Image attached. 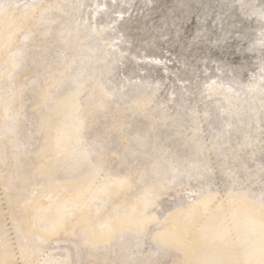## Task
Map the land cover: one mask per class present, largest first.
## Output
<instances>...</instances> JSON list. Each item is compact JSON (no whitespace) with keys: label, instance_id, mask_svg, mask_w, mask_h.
Returning a JSON list of instances; mask_svg holds the SVG:
<instances>
[{"label":"bare ground","instance_id":"6f19581e","mask_svg":"<svg viewBox=\"0 0 264 264\" xmlns=\"http://www.w3.org/2000/svg\"><path fill=\"white\" fill-rule=\"evenodd\" d=\"M4 1H3V5H4ZM54 1L55 0H43V2H44L43 5H45L46 8L48 6L50 7V5L53 7V5H56V2H54ZM0 2H1V0H0ZM8 2H10V1H8ZM85 2H86V0H85ZM9 4H7V5H9ZM5 6H6V4H5ZM14 7L15 6L13 4H11V6L9 5L8 7H5V8L3 7V9H5V10L8 9L6 15L11 14L10 9L12 10ZM39 7L37 10L43 11V10H41V7H40V9H39ZM45 7L43 6L42 9H44V10H50L51 9V7H50V9H45ZM53 9H55V8H53ZM24 10H25V12H24ZM30 11H31L30 6H28V7L22 6L17 10V12L15 14H11L10 16L7 15L8 18L5 16L3 18L2 17L0 18L1 19L0 20V33H2V34H3L2 29L6 28V26L8 24H10L11 21H13V24L19 23L18 26H20V27H21V25H24L23 21H25V20H27V21L33 20V22H34V24H32L30 27L27 26L29 28H27V27H26L27 29L25 28L26 34H22L21 37H20V35H17V37H16L14 34H12L13 38L15 37V39H13L12 36L9 39H12V42H14L13 46H15V44H16V46L14 48L12 47L13 49H10L9 51L7 49V46H6L5 47L6 48L5 53H3V50H5V49H2V47L4 45V40L2 39L3 35L0 36V51H1L0 52V54H1L0 60L5 58L3 63L0 62V264H115L112 261V259L110 258V255L112 254V252H111V254L108 252L104 255L99 253V250L92 247V245L90 244V242L88 240L83 239V238L78 239L77 238L78 237L77 231L80 228L84 227L87 229V234L89 233V235L93 236V238H109V236L112 234V232L116 231V228L119 229V228L123 227L124 225L135 226L137 229V230L135 229L137 234L151 232L152 233L151 235H153V233L156 234V232H159V233L164 232L162 234L168 236L169 239H170L169 236H174V237L178 238L179 239L178 242L181 241V243H179V244L176 243V244L177 245L181 244V246L180 247L176 246V245L170 246L169 249L172 247L170 252L168 249H166L170 254V255L168 254L167 256H170V257H167V259L164 262H166L167 260L168 261L166 263H163V264H264V215L261 216L262 219H260V221L255 220L258 218V216L257 217L255 216L252 218V220H250V221L246 220L247 222L244 221L242 223L239 222V221H241V219H239L237 217L239 212L243 213L244 211L249 210L248 208L251 206L254 210V207H256V205H257V207L260 206L261 213L264 214V195H261V193H264L263 192L264 190L262 191L260 189L261 193H257V191L255 189H253V187L251 186L252 184L247 185L246 182H244V184H242V185L244 186L246 183L247 186L230 187V188L227 187L228 189H226V190H224V189L219 190L220 186L218 189H216V187H215V189H213L210 185L206 186V187L204 186V188L200 187V189H197V190H194L196 188L193 187V188H189L187 190V191H190V194L189 195L187 194L186 197L185 196L183 198L181 197L182 199L177 198L178 200L175 202H173V201L169 202V201L163 199V197L169 196V198H170L171 197L170 191L172 189L174 190V188L176 190V187H178V185L183 186L186 189V183L188 180H185V179H186V177L190 178L189 177L190 175L186 176L185 179L183 178L186 181L185 182L183 180L185 182L184 183L182 180H180V174L184 171L179 173L180 169L178 171L177 167L175 166L176 164L175 165L169 164V166H167L166 165L167 163L166 164L164 163V161H167V160H162L160 158L161 156L159 158L154 156L158 160L161 159L163 161V162H159L157 160L158 161L157 162V161H155L156 158L153 159L152 158L153 156L150 155V156H152L151 158L153 159L154 162H152V164L148 166V167H150L148 169H139L138 168L139 165L137 167L133 166V165L128 166L127 165L128 159L126 158L127 155L125 156V153L123 152L122 148H121V150L119 149L120 146L119 147L116 146V147H118L117 149L111 147L112 150H109V148L102 146L103 148L106 149V150H104L103 148H100L99 145L97 146L98 143L95 144L91 135H90V137L92 138L93 142L91 139H90L91 141L89 140V136L87 134L85 135V132H87V131H89V132L94 131L95 132L97 130L96 126H94V125L98 124L99 118L97 117V115H98V113H100L98 111V109L100 110V107L105 108L107 106L108 108L110 107L112 109L111 114H114L112 117V118H114V120L112 119L113 121L110 123L107 122L109 125V128L107 131L108 132L112 131L118 135L119 140L122 142L121 146L125 148L124 151L127 149L132 151V145L134 146L135 144H133V143L136 141L140 142V144H146L147 142H149L148 141L149 139H152V138H149V137H151L150 136L151 134L149 135V133H148L149 131H146L147 128L145 131L144 130L142 131L143 128L140 130L139 129L137 130V128H133L134 130H137V131H135V133L132 132V134L128 133L129 131L127 132L126 130H127V126L129 125V122L127 119L125 120L124 114H126L127 111L129 112V110H131V109L134 111L141 109L142 113H144L146 116L149 115L150 118L154 119V116H152V110H150V107L152 106V102H154L153 101V98H154L153 95L152 94L149 95L147 93H143L140 91L137 94V96H132L130 94L132 97L129 99L127 98L128 101L126 102L124 100H127L125 98L128 95V93L125 96V94H122L121 91L120 92L115 91V89L111 85L110 86L112 88L108 87L107 85H106L107 86L106 87L105 82L107 80L104 78L105 74L102 75L103 73H100V71H98L101 67L97 66V65L103 66V64H102L103 62L100 64H96L95 62L94 63L90 62V60L95 61L96 58H100L103 61H106L107 57H109V56L103 55L104 53H102V52H104V49L102 51H100V50L97 51L100 53L99 55L93 54V51H92V53H89V51H86V55H88L87 59L83 58L82 53L79 54V49L78 50L76 49L75 51L72 50V52L74 51L73 54H71L72 53L71 51H68L66 58L65 57H63L62 59L59 58L60 61H58L56 59L58 61V63H62V65L56 64L57 67L60 66V68H58V70L60 69V70H62V72L60 71V73H58V75L56 73H52V74L50 73L51 80L56 79V81L54 80V82H55L54 86L50 85L51 87H49V86H47L48 83L46 84V86H43V84H44L43 83L44 81H42L43 79L40 82L39 79H34L35 76L33 77V80H27V81L24 80V82L29 84V87H31V89L33 88L32 91H34V94H35L33 99L35 100L37 98V100H36L37 103L35 104V101L32 102L31 97L29 96V102L30 103L32 102L31 103L32 109L30 110V108H28L29 114L27 113V118H26L27 122L25 121V124L27 123L26 125H28V127H25L26 125L24 126V123L22 122V120L24 121L25 119H22L21 115H19L18 113H16L14 111L15 110L14 107H16V105L18 107V104H20V103H18L17 101H16V104L11 102L12 96L15 95L14 93L12 94V91L14 88H15L14 90H16L17 89L16 87H21V86H16L17 81L15 78L19 79L18 82L23 81V78H21L22 74L23 73L29 74V72L31 71V68L28 66L26 67L25 66L26 64L23 66L21 63L20 64L17 63V61H19V60L22 61V58H24V57L28 58L29 53H31V52H28V51H31V49L30 50L27 49V52L24 51L26 45H24V50L21 49V46H23V43L25 41L24 38L27 37V34H29L30 31L39 33L38 36L40 34H42L40 36L44 37L43 33L46 32L47 27L45 25L40 26L37 23H38V21H40L39 20L40 18H42V21H44L43 19H47L48 15H49L48 13L40 15L39 13L36 12L37 14H33L32 16L31 15L29 16V14L31 13ZM51 15H53V13H51ZM27 17H29V19H27ZM56 17H58L57 14L55 15L54 19ZM102 18H104V17H102ZM57 20L59 21L60 19H57ZM51 24H53V27H51L52 30L49 29L50 27L48 29H49V31L52 32L51 33L52 37L53 38H55L56 36L60 37L59 34L57 35V31H55L56 28L59 27L58 23H56L55 25H54V23H51ZM47 25H49V24L47 23ZM8 29H10V28H8ZM14 30L18 31L16 29H14ZM38 30H39V32H37ZM41 31H43V32H41ZM20 33H22V32H20ZM20 33H18V34H20ZM61 33H63V32L61 31ZM67 33L69 34V32H67ZM29 36H31V35H29ZM81 37L85 38V35L81 36ZM29 39H31V38H29ZM37 40H35V41H37ZM50 40L52 41V39H50ZM28 43L29 42H27V45H28ZM86 43H87V41H86ZM40 44L38 46H36V48L32 46L33 47L32 49L34 50V51L32 50V52L35 53V51L38 52L40 49H42L43 45L40 46ZM34 45H37L36 42L34 43ZM49 47H51V45ZM100 49H102V48H100ZM42 51H44V50H42ZM39 54L35 53L30 57L34 56V59H36V60H34V59L33 60L36 61V63H38V61L41 59ZM114 54H115V52H114ZM61 56H59V57H61ZM110 57H112V56H110ZM24 60H25V58H24ZM25 62L26 63L28 62V64H30V66L33 64H36V63H33L32 61L30 62L28 59ZM22 63H23V61H22ZM116 64H118V63H116ZM104 67L105 66H103V68ZM113 68H114V66H113ZM32 69H34V68H32ZM106 70L109 71L108 68ZM46 71H47V69H46ZM101 71L104 72V70H101ZM32 72H30V73H32ZM51 72H52V69H51ZM56 72H58V71H56ZM24 74H23V77H24ZM38 74H40V73H38ZM30 75H28V76H30ZM50 75H48V76H50ZM63 75H64V77H63ZM134 75H135V73H134ZM40 76H41V74H40ZM26 78L27 77H25L24 79H26ZM36 78H37V76H36ZM64 78L65 79L67 78L68 80L65 81ZM11 79H12V83L14 81L13 79H15V82H16L15 86L16 87H14V86H13V88L10 87V85H12V84L9 80H11ZM47 79H49V77ZM103 79L106 81L102 83V81H100V80H103ZM63 80L65 82H62ZM59 81L62 83L61 85H60ZM250 81H251V79H250ZM48 82H49V80H48ZM26 83H24V84H26ZM50 84H51V82H50ZM85 84L90 87V90L88 89L86 91L87 94L90 91L93 95L92 94H90V95L85 94L84 90L87 89V86ZM21 85H23V84H21ZM233 85H234V83H233ZM23 86H25V85H23ZM145 86H146V84H145ZM219 86H217V87L219 88ZM29 87H28V90H29ZM65 87H66V90H64ZM190 87H191V85H190ZM213 87H214V85H213ZM19 89L21 90L22 88H19ZM30 90L27 91V89H26L27 93L29 92V94H27V95H30V93H31ZM122 90H123V88H122ZM171 90H172V88H171ZM216 90H217V88L215 87V89L213 91L217 92ZM240 91L241 90L239 87L234 88V86H230L229 89H225V88L223 89L222 88V90L219 91V94L222 96L221 97L222 99H223V97H226L227 98V99L225 98L226 100H230V98H232V97L236 98V96L234 94L238 93L237 95L239 96ZM208 92H210V91H208ZM217 93L214 94V95H216L215 97H217L219 95ZM133 94H134V91H133ZM22 95L23 94H21V95L17 94V96H22ZM113 95L116 97V101H117L118 105H117V103H114L115 102L114 99L112 100L111 96H113ZM205 95H204V97H205ZM211 96L212 95H210V97ZM212 97H214V96H212ZM13 98L16 99L17 97L15 98V96H14ZM217 98H214L216 100L215 102H217V100H218ZM18 99H20V98H18ZM26 99L28 100V97ZM107 99H110V100H107ZM205 99H207V98H205ZM26 101H25V103L28 104L27 103L28 101L27 102ZM112 101H113V103H112ZM20 102H22V101H20ZM22 103H24V101ZM185 103H184V105H185ZM130 104H133L134 106L131 108H128V106ZM210 104H212V103L210 102ZM213 104H215V103H213ZM242 105H243V103H242ZM10 107L13 108L14 110L13 109H12L13 111L9 110ZM167 107L164 108V110L167 109ZM5 108H6V110L8 109L9 112L7 111V113H6ZM23 108H24V106H23ZM23 108H21V109H23ZM108 108L105 109L104 112L106 110L110 109V108L109 109ZM222 108H224L223 110H225V111L227 110L225 105H223ZM243 108H244V110H246L245 107H243ZM153 109H155V108H153ZM208 109H209V106H208ZM161 110H162V108H161ZM25 111H26V108H25ZM162 112L163 111H161V113ZM167 112H169V111H167ZM183 112H185V111H183ZM164 113H166V112L164 111ZM244 113H246V111ZM20 114H22V112ZM121 114L124 116H122ZM172 114H173V112H172ZM101 115L104 116V117H102L104 119L107 116V115L105 116V114L103 112L100 113V117H101ZM167 116H169V115H167ZM149 117H147V118H149ZM229 117H230V115H229ZM96 119H98V120L96 121ZM175 120H174V122H175L174 125H177L176 123H178V121L176 122ZM197 121L200 124L202 122L201 120H197ZM94 122H97V123L94 124ZM180 122L182 123V121H180ZM238 122H239V124L237 126H235L237 128L239 127V125L241 126L242 124H245L244 120H242L241 116H240ZM181 123H179V124H181ZM19 124H20V127L22 124L23 125H22L20 131L18 132ZM131 126H133V124ZM140 126H139V128H140ZM150 126L151 127L154 126V121H152V120L150 121ZM162 126H164V125H162ZM181 126L183 128V124ZM230 127H231V125H230ZM196 128L197 127H195V129ZM130 129H131V127H130ZM186 129H188V128H186ZM229 129H231V128H229ZM175 130L176 129H174V131ZM178 131H179V129H178ZM178 131H177V133H178ZM233 131H236V130H233ZM25 133H26V135H25ZM34 133H35V135H34ZM180 133H185V132H180ZM233 133H235V132H233ZM32 134L34 135L33 141L31 139ZM173 134H175V132ZM95 135H97V134H95ZM230 135H231V133H230ZM86 136H88L87 137L88 139L86 138ZM99 136L100 135L98 134V137ZM185 136H186V133H185ZM185 136L183 134V138ZM181 137H180V139H181ZM187 137H189L190 139L192 138L194 140L196 139V136L194 137V134H191V132H190V135ZM29 139L31 141H29ZM188 141H189V139L187 140V142ZM110 142L111 141H109L108 143H110ZM195 143H194V145H195ZM244 143H245V140H244ZM182 145H183V143H182ZM244 145H246V144H244ZM140 146H142V145H139L138 147L140 148ZM114 147H115V145H114ZM134 148H135V146L133 147V149ZM145 148H146V146H145ZM208 148H209V151L213 152V154L210 152V154L213 155V157L210 156L211 160H213V159L215 160V158L217 157V154L215 152H216V150L218 151V149H215V147L211 146V145ZM58 149H61V152H59ZM146 149H148V148H146ZM219 150H221V149L219 148ZM134 151L131 153H134ZM138 151H139V149H138ZM164 151L166 152V150H164ZM191 151H193V150H191ZM57 153H59L60 155H56ZM148 153L147 152L140 153L141 155L139 157L141 159H143L144 161H145V159L147 160V158L150 159V156L148 155ZM160 153H162V152H160ZM180 153H181V151H180ZM217 153H219V152H217ZM192 154H189V156L190 155L192 156ZM254 154H255V152H254ZM131 155L133 156V154H131ZM134 155H135V153H134ZM178 155H180V154H178ZM128 156H130V155L128 154ZM157 156H158V154H157ZM195 156H198V155H195ZM235 156L238 157L237 154ZM174 157L176 158V156H173L170 158H174ZM198 157H200V156H198ZM107 158H108V160H111V161L114 160L116 162L115 168L110 167V165H109L110 162L107 161ZM191 158H193V157H191ZM129 159H131V158H129ZM188 160H187V162H188ZM223 160H225V159H223ZM223 160H222V163H221V161L219 163H217L218 167H220V168L222 167L221 171L223 170V165H224ZM133 161H134L133 163L136 164L135 163L136 161L135 160H133ZM185 161H186V159H185ZM193 161H195V160H193ZM99 162H100V164H98ZM137 162H138V160H137ZM174 162L172 164H174ZM139 163L141 164L143 162L140 161ZM148 163L150 164L151 162H148ZM148 163H145V166L148 165ZM177 163H178V161H177ZM195 163H197V161ZM200 163H202V162L200 161ZM213 163H211V164H213ZM191 164L192 163L190 162L189 165H191ZM194 164H193V166L195 167ZM179 165H180V162H179ZM183 165L184 166L188 165V163L187 164L184 163ZM214 165H213V167H216V165L215 166ZM145 166H142V168H145ZM139 167H141V166H139ZM7 168L9 170H6ZM196 168H198V167H196ZM211 168H212V166L210 167V169ZM201 169H202V167H201ZM203 169H205V167ZM212 169L216 170V168H212ZM212 169H211V171H212ZM4 170H6V171H4ZM118 170L121 171V172H119L120 174L118 173ZM125 170H127V174L122 175V173ZM181 170H183V169L181 168ZM187 170H189V169H187ZM195 170H197V169H195ZM219 170L220 169H218L217 172ZM261 170L262 169H260V171ZM201 171L204 172V170H201ZM208 171H209V169H208ZM229 171H231V170H229ZM260 171L258 170V172H260ZM198 172H200V171H198ZM205 173L206 174L210 173V171L205 172ZM196 174H197V171H196ZM202 174H204V173H202ZM210 174L212 175V173H210ZM182 175H184V174H182ZM200 175H201V173H200ZM213 175H215V174L213 173ZM233 175H234V173H233ZM236 175H237V173H236ZM204 176H206V175H204ZM223 176H224V174H223ZM206 177H208V176H206ZM197 179H198V177H197ZM225 179H226V177H225ZM232 179H235V177ZM229 180L231 181V179H229ZM256 180L257 179H255L254 181L256 182ZM242 181H245V180L242 179ZM246 181H247V179H246ZM195 182H193V183H195ZM211 182H212V179L209 183H211ZM237 182H235V183L237 184ZM262 182H264V181L262 180ZM174 183H175V186L177 184L178 185L175 187V186H173ZM196 183H198V182H196ZM209 183H207V185ZM224 183H222L221 185H223ZM230 183H232V182H230ZM240 183H243V182H240ZM201 184L202 183H200V186H201ZM188 185H190V184H188ZM254 186H255V184H254ZM191 187H192V185H191ZM222 188H223V186H222ZM257 188H258V186H257ZM259 188H261V186ZM231 190H235L236 192L232 191V196L229 197V195H231V193L228 195H226V193H228V191H231ZM177 191H178V189H177ZM182 191H184V190H182ZM176 193H179V192H176ZM225 195L227 198L225 197ZM176 196L177 195L175 194V197ZM164 198H166V197H164ZM171 198H173V197H171ZM260 202L262 204H259ZM235 211H238V212L234 213ZM151 222H154V223L152 224ZM150 223L152 225L149 228L146 225H149ZM147 227L149 228L148 231H147ZM257 229H259V231H256ZM129 231H130V229H129ZM132 231H133V229H132ZM137 231H139L140 233H138ZM124 233H125V231H124ZM119 234H120V232H119ZM162 234H160V235H162ZM245 234H250L251 236L246 237L245 240L243 241L244 238L241 237L242 238L241 239L240 236L245 235ZM160 235H158V236H160ZM144 236H147V235H144ZM252 236H254L253 239H251ZM154 237H155V235H154ZM157 238H159V237H157ZM163 238H164V236H163ZM164 239H166V238H164ZM152 240H151V242H152ZM161 240H163V239L161 238ZM172 240H175V239H172ZM132 241L133 240H131V242ZM157 241H158V239H157ZM126 242H129V241H126V239H125V243ZM131 242H130V245H131ZM143 242H144V240H143ZM158 242H160V240ZM158 242L156 244H158ZM163 242H164V240H163ZM242 242H244V246L240 247ZM121 243H123V242L121 241ZM133 243H134V241H133ZM164 243H163V246L166 244V243L165 244ZM160 244L162 245V243H160ZM130 245H129V247H130ZM161 245H160V247H161ZM166 246H167V244H166ZM245 246H247V247H245ZM127 247L128 246H126V248ZM131 247H132V245H131ZM154 247H157V246L155 245ZM160 247H158V248H160ZM120 248H122V247H120ZM163 248H161V250ZM144 250L145 249H143V251ZM121 251H122V249H121ZM164 251H165V249H164ZM120 252H118L119 256H120ZM137 252H139V254H140V251H137ZM127 253H129V252H127ZM131 253H132V251H131ZM149 253H151V252L149 251ZM152 253L154 254V250L152 251ZM160 253H162V252H160ZM123 254L125 255L124 252H123ZM142 256H143V254H142ZM155 256H157V255H155ZM145 257L146 256L144 255V258ZM161 257H162V254H161ZM161 257H158L159 260H161ZM131 258H132V256H131ZM141 258H143V257H141ZM147 258H148V256H147ZM127 259H125L126 262L128 261ZM138 259H139V257H138ZM152 259H154V258H152ZM135 260L136 259H134V261ZM140 261H142V260H140ZM142 263H144V262H142ZM150 263H152V262L150 261ZM155 263L157 264V261Z\"/></svg>","mask_w":264,"mask_h":264},{"label":"rangeland","instance_id":"374dc122","mask_svg":"<svg viewBox=\"0 0 264 264\" xmlns=\"http://www.w3.org/2000/svg\"><path fill=\"white\" fill-rule=\"evenodd\" d=\"M3 1L4 0H1L2 3L0 2V12L1 11L3 12V13L2 12L0 13V15H1L0 18L1 17L3 18L4 16L8 18L7 15L10 16L11 14H15L17 12V10L22 6L23 7H28V6L31 7V11H30L31 13L29 14V16L30 15L32 16L33 14H37V13H39L40 15L47 14V13L49 14L47 19H43L44 21H42V18H40L39 19L40 21H38V23L36 22L40 26L45 25L47 27L46 32H45L46 34L43 33L44 37L40 36L42 34H40L38 36L39 33L30 31L29 34H27V37L25 36L26 38H24L25 41L23 43V46H21V49L24 50V45H26L24 51L27 52V49L28 50L31 49V51H28V52H31L32 54L29 53L28 58L24 57L25 60H24V58H22L23 63L21 60L17 61V63H19V64L21 63L23 66L26 64L25 65L26 67L27 66L30 67L31 68L30 72L33 71L32 72L33 74L30 72H29V74L23 73L24 77H23V74L21 77V78H23V81H21V82L19 81L20 83L18 82L19 79H17V78H15L17 83L15 82V79H13L14 80L13 83H12V79L9 80L12 84V85H10L11 88H13V86L14 87L21 86V87H16L17 91L14 90L15 88L13 89L14 92L12 91V94L14 93L15 95L12 96V101H11L14 104H16V101H17L20 104L17 103L18 107L16 105V107H14L15 110L11 107L9 108V110L13 109L16 113L21 115L22 119H25L24 121L22 120V122L24 123V126L27 124V123L25 124V121L27 122L26 118H27V113L29 112L28 108H30V110L32 109L31 103L33 101H35V104L37 103V101H36L37 98L35 100L33 99V97L35 95L34 91H32L33 88L31 89V87H29V84L24 82V80L25 81L33 80V77L35 76L34 79H39L40 82L43 79L42 80V81H44L43 86H46L47 83H48L47 86H49V87L54 86L55 85L54 80L56 81V79L51 80L50 73L51 74L56 73L58 75V73H60V71L62 72V70H60V69L58 70V68H60V66L57 67V65H62V63H58V61H60V59H62L63 57L66 58L68 51L72 52V50L75 51L76 49L77 50L79 49V54L82 53L83 58L87 59L88 55H86V51H89V53H92V51H93V54L99 55L100 53L97 51H99V50L102 51L104 49V52H102V53H104L103 55L109 56V57H107L106 61H103L100 58H96L95 61L90 60V59L89 60L91 63L95 62L96 64H100L103 62L102 64H103V66H105L104 68L101 65H97V66L101 67L98 71H100V73H103L102 75L105 74L104 78L107 81L104 79H103L104 81L100 80V81H102V83L106 81L105 86L107 85L110 88L113 87L115 89V91H118V92L121 91V93L125 94V96L128 93V95L126 96L125 99H127V98L129 99L132 96H137V94L140 91L143 93H147L149 95H151V94L153 95V97H154L153 101L154 102H152V106L150 107V110H152V116H154V119L150 118L149 115L146 116L144 113H142L141 109H138L137 111H134L131 109V110H129V112L126 110L127 113L124 114L125 116L121 114L122 116L125 117V120L127 119L129 122V125L127 126V130H126L127 132L129 131L128 133H131V134H132V132L135 133V131H137L138 129L140 130L142 128H143L142 131L143 130L145 131L147 128L146 131H149L148 132L149 135L151 134L150 135L151 137H149V138H152V139L148 140L149 141V142H147L148 144L147 143L146 144H140V142H137V141L134 142L133 144H135L134 145L135 148L133 149V147H134L133 145H132V151L128 150L126 148L127 149V150H125L127 152L126 153L124 151L125 148L121 146L122 142L119 140L118 135L112 131H110V132L107 131L109 128L108 123H110L114 120V118H112L114 114H111L112 109L110 107H109L110 108L109 109L106 106L109 110H106L105 112H104V110L107 109L106 107L105 108L100 107V110L98 109V111L100 113L103 112L105 114V116L106 115L107 116L104 119V118H102L104 116L101 115V117H100V113H98L97 117L99 118V120L96 119V121L98 120V124L94 125V126H96L97 132L96 131L95 132L94 131L85 132V135L87 134L89 136V140L90 139L92 140V138H93L95 144L98 143L97 146L99 145L100 148H103L105 146L106 148H109V150H112L111 147L117 149L120 146L119 149L121 150V148H122L123 152L125 153V156L127 155L126 158L128 159V161H127L128 166L133 165V166L137 167L139 165V166H141V167L138 166L139 169H148V168H150L148 166L151 165L152 162H154L153 159H155L156 157L159 158L160 156H161L160 158L162 160H167V161H164L165 164L167 163L166 164L167 166H169V164L170 165L176 164L175 166L177 167L178 171L180 169L179 173L184 171L180 174V180L183 181L185 179V177L189 176V175H190L189 176L190 178L186 177V179H185V180H188L186 183V189L183 186H179L177 184L179 187L178 188V187H176L177 185L175 186V183L173 184V186L176 187V190L173 187L174 190L172 189L170 191L171 197H173V198H171V197L169 198V196H164L166 198L163 197V199H165L169 202L170 201L175 202L178 199H180L181 197L182 198L184 196L186 197L187 194L188 195L190 194V191H187V190L189 188H193V187L196 188L194 190H197V189H200V187L204 188V186L206 187V186L210 185L213 189H215V187H216V189H218L220 186L219 190L220 189L226 190L230 187L243 186L242 184H244V182H246L247 185L252 184L251 186L253 187V189H255L257 191V193H261L260 189L262 191L264 190V182H262V180L264 181V0H86V2H85V0H55L54 2H56L57 6L53 5V7H52L50 5L51 9L49 6L46 8L45 5H43L44 4L43 0H7V1L5 0L4 5H3ZM8 1H10V2H8ZM5 4H6V6H5ZM7 4H9L10 6H11V4H13L15 7L12 10L10 9L11 14L6 15L8 9L5 10V9H3V7L4 8L8 7L9 5H7ZM39 6L41 7V10H43V11L37 10ZM43 6L45 7V9H50V10L42 9ZM40 7H39V9H40ZM53 8H55V9H53ZM24 12H25V10H24ZM51 13H53L54 16L51 15ZM55 13L57 14L58 17H56L54 19L55 15H56ZM102 17H104V18H102ZM27 19H29V17H27ZM57 19H60V20L58 21ZM32 22H33V20H29V21L25 20V21H23L24 25H21V27H20V26H18L19 23L13 24V21H11L10 24H8L6 26V28L2 29L3 34L0 33V36L3 35L2 39L4 40V45H5V46L3 45L4 48L2 47V49H5V50H3V53H5V51H6V48H5L6 46H7L8 51L10 49H13L16 46V44H15V46H13L14 42H12V39H9V38H11L12 34H14L16 37H17V35H20V37H21L22 34H26V32H25L26 29L29 28L32 24H34V22L33 23ZM47 23L49 25H47ZM51 23H54V25L56 23H58L59 27L56 28L55 31H57V35L59 34L60 37H58V36H56L55 38L52 37V35H51L52 32L49 31V29L52 30L51 27H53V24H51ZM27 26H29V27H27ZM8 28H10L11 30ZM14 29H16L18 31H15ZM61 31L63 33H61ZM20 32H22V33H20ZM37 32H39V30ZM41 32H43V31H41ZM67 32H69V34ZM18 33H20V34H18ZM29 35H31V36H29ZM84 35H85V38L81 37ZM48 37L50 39H52V41ZM12 38H13V36H12ZM29 38H31V39H29ZM13 39H15V37ZM33 40L34 41L37 40V41H35L37 45H34L35 42ZM45 41L46 42L48 41V42L46 43ZM86 41H87V43H86ZM27 42H29L31 45L28 43V45H29L28 46ZM39 44H40V46L43 45L42 47L44 49L42 48L38 52L35 51L36 54L40 53L39 56L41 57V59L38 61V63H36V61H34V60H36V59H34V56L33 57H30V56L35 54L34 52H32V50H33L32 48L33 47L36 48V46H38ZM50 45H51V47H49ZM100 48H102V49H100ZM42 50H44V51H42ZM74 51L72 53L71 52L70 53L73 54ZM114 52H115V54H114ZM59 56H61V57H59ZM110 56H112V57H110ZM0 57H1V54H0ZM26 58L30 62L32 61L33 63H36V64H33L30 66V64H28V62L27 63L25 62L27 60ZM1 60H0V62L3 63L5 58H3ZM116 63H118V64H116ZM113 66H114V68H113ZM32 68H34L35 70ZM107 68L109 69V71L106 70ZM46 69H47V71H46ZM51 69H52V72H51ZM101 70H104V72H102ZM56 71H58V72H56ZM38 73H40L41 76ZM134 73H135V75H134ZM28 75H30V76H28ZM48 75H50V76H48ZM36 76H37V78H36ZM25 77H27V78L24 79ZM48 77H49V79H47ZM63 77H64V75H63ZM250 79H251V81H250ZM48 80H49V82H48ZM64 80L66 81L68 79L64 78ZM64 80L62 82H65ZM50 82H51V84H50ZM15 83H16V86H15ZM24 83H26L27 85ZM59 83H60V85L62 84L60 81H59ZM233 83H234V85H233ZM21 84L25 85L26 87L21 85ZM145 84H146V86H145ZM190 85H191V87H190ZM213 85H214V87H213ZM86 86H87V89L84 90L85 94L86 95L92 94L90 91L87 94L86 91L88 89L90 90V87L88 85H86ZM217 86H219V88ZM230 86H234V88H238V87L240 88L241 91L239 93V96L237 95L238 93L236 92L237 94H234L236 96V98L232 97V98H230V100H226L227 98L223 97V99H222L221 98L222 96L219 94V91H221L222 88L223 89L224 88L229 89ZM28 87H29V90L31 89L30 92L32 94L30 93V95H27V94H29V92L27 93V91H29ZM215 87L217 88L216 91L218 93L213 91L215 89ZM19 88H22V89L20 90ZM122 88H123V90H122ZM171 88H172V90H171ZM26 89H27V91H26ZM131 89L134 91V94H133V91ZM64 90H66V87L64 88ZM208 91H210V92H208ZM16 93L18 95H21V94H23V95L17 96ZM216 93L219 94L218 95L219 97L217 96L218 98L215 97L216 95H214ZM204 95H205V97H204ZM210 95H212L214 97H212V96L210 97ZM14 96H15V98L16 97L17 98L14 99L13 98ZM29 96L31 97V101H32L31 103L29 102ZM27 97H28V100L26 99ZM114 97H115L114 95L111 96L112 100L114 99V101H115L114 103H117L116 97L115 98ZM18 98H20V99H18ZM205 98H207V99H205ZM214 98L218 99L217 102H215L216 100ZM110 99H107V100H110ZM128 99L124 100V101L127 102ZM20 101H22V102L24 101V103H22ZM25 101L30 106L28 104H26ZM210 102L212 104H210ZM112 103H113V101H112ZM184 103H185V105H184ZM213 103H215V104H213ZM242 103H243V105H242ZM117 105H118V103H117ZM223 105L226 106V109H227L226 111L223 110L224 109V108H222ZM23 106H24V108H23ZM133 106H134L133 104H130L128 106V108H131ZM208 106H209V109H208ZM160 107L162 108V110ZM166 107H167V109L164 110V108H166ZM243 107H245L246 110H244ZM6 108H5V112L7 113L8 109L6 110ZM21 108H23V109H21ZM25 108H26L27 112L25 111ZM153 108H155V109H153ZM161 111H163V112L161 113ZM164 111L167 114L164 113ZM167 111H169V112H167ZM183 111H185L186 113ZM245 111H246V113H244ZM21 112H22V114H20ZM172 112H173V114H172ZM228 114L230 115V117ZM167 115H169V116H167ZM240 116H241L242 120H244L245 124H242L241 126L239 125V127L237 128L235 126H237L239 124L238 120H239ZM147 117H149V118H147ZM175 117L176 118L178 117V118L176 119ZM150 119L152 121H154V126H152V127L150 126V121H151ZM174 120L176 122L178 121V123H176L177 125H174L175 124ZM197 120H201L202 121L201 124ZM180 121H182V123ZM96 123L97 122H94V124H96ZM131 123L133 124V126H131L132 125ZM179 123H181V124H179ZM182 124H183V128L181 126ZM22 125H21V127H22ZM162 125H164V126H162ZM230 125H231V127H230ZM139 126H140V128H139ZM194 126L197 128L195 129ZM21 127L19 124L18 132L20 131ZM25 127H28V125H26ZM130 127H131V129H130ZM133 128H137V130H134ZM186 128H188V129H186ZM229 128H231L232 130ZM174 129H176V130L174 131ZM178 129H179V131H178ZM233 130H236V131H233ZM177 131H178V133H177ZM228 131L231 133V135ZM174 132H175V134H173ZM180 132H185L186 136H185V133H180ZM190 132H191V134H194V137L196 136L195 140L187 137L190 135ZM233 132H235V133H233ZM94 133L97 135H95ZM98 134L100 135L99 137H98ZM183 134L186 137V138L184 137L185 139L183 138ZM25 135H26V133H25ZM34 135H35V133H34ZM34 135L32 134V138H31L32 141L34 140V137H33ZM90 135L92 138L90 137ZM88 136H86V138ZM180 137H181V139H180ZM186 139L187 140L189 139V141L187 142ZM93 140H92V142H93ZM244 140H245V143H244ZM29 141H31V140L29 139ZM109 141H111V142L108 143ZM182 143H183V145H182ZM194 143H195V145H194ZM138 144L142 145V146H140V148H139ZM244 144H246V145H244ZM114 145H115V147H114ZM144 145L148 149H146ZM210 145L214 146L215 149H218V151L216 150V152H215L217 154V157L215 158L216 161L213 158H212L213 160H211V157H213V155L210 154L211 151H209V148H208ZM116 146H118V147H116ZM219 148L221 150H219ZM103 149L106 150L105 148H103ZM138 149H139V151H138ZM58 150H59V152H61V149H58ZM158 150L162 153H160ZM164 150H166V152ZM191 150H193V151H191ZM133 151H134L136 156L134 155V153H131ZM180 151L182 154L180 153ZM139 152L140 153H144V152L148 153L149 152L150 154L148 153V155L149 156L152 155L153 157L150 156V159L147 158L148 161L146 159L144 161L143 159H141L139 157L141 155ZM217 152H219V153H217ZM254 152H255V154H254ZM130 153L133 154V156ZM211 153L213 154V152H211ZM128 154L130 156H128ZM157 154H158V156H157ZM178 154H180V155H178ZM189 154H192V156L191 155L190 156L193 158H191L189 156ZM236 154L238 155V157L235 156ZM56 155H60V154L57 153ZM195 155H198L200 157L195 156ZM154 156H156V157H154ZM173 156H176V158L175 157L170 158ZM129 158H131L132 160ZM157 158L155 159V161L158 160ZM161 159H159L158 161L163 162ZM185 159H186V161H185ZM223 159H225V160H223ZM133 160L136 161L135 162L136 164L133 163L134 162ZM137 160H138V162H137ZM176 160L178 161V163ZM187 160H188V162H187ZM191 160L192 161L195 160L193 162L195 163L197 161V163L194 164ZM222 160H223V164H224L223 170H222L223 172L221 171L222 167L220 168L217 165V163H219L220 161L222 163ZM107 161L110 162L109 165L111 168H115L116 162L114 160L111 161V160H108V158H107ZM140 161L143 162V163H141L142 165L139 163ZM189 161L192 163L191 164L192 166L189 165V163H190ZM200 161L202 163H200ZM148 162H151V163L149 164ZM173 162H174V164H172ZM179 162H180V165H179ZM183 162L185 164L188 163L189 166L188 165L184 166ZM145 163H148V165H146L147 167L145 166ZM211 163H213V164H211ZM98 164H100V162ZM193 164L195 165V167L193 166ZM214 164L216 165V167H213ZM142 166H145V168H142ZM211 166H212V168H216V170L215 169L213 170L211 168L212 169V171H211V169H210ZM196 167H198V168H196ZM201 167H202V169H201ZM204 167L206 170L203 169ZM181 168L183 170H181ZM187 169H189V170H187ZM195 169H197V170H195ZM208 169H209L210 173H212V175L210 173H207L208 175L205 173V172H209ZM218 169H220V170L217 172ZM260 169H262V170L260 171ZM6 170H9V169L7 168ZM6 170H4V171H6ZM201 170H204V172H202ZM229 170H231V171H229ZM258 170L260 172H258ZM196 171H197V174H196ZM198 171H200V172H198ZM119 172H121V171L118 170V173ZM232 172L234 173V175ZM200 173H201V175H200ZM202 173H204V174H202ZM213 173L215 175H213ZM236 173H237V175H236ZM124 174H127V170H125L122 173V175H124ZM182 174H184L185 176ZM223 174H224V176H223ZM204 175H206L208 177H206ZM197 177H198V179L199 178L200 179L198 180ZM225 177H226V179H225ZM231 177L232 178L235 177V179H232ZM241 178L245 181H242ZM254 178L257 179L256 180L257 183L254 181L255 180ZM211 179H212V182L209 183L211 181ZM229 179H231V181ZM246 179H247V181H246ZM195 181L198 183H196ZM193 182H195V183H193ZM230 182H232V183H230ZM235 182H237V184ZM240 182H243V183H240ZM200 183H202L201 186H200ZM207 183H209V184L207 185ZM222 183H224V184L221 185ZM246 183L244 186H247ZM253 183L255 184V186ZM188 184H190V185H188ZM191 185H192V187H191ZM259 185L261 186V188H259L260 187ZM222 186H223V188H222ZM257 186H258V188H257ZM177 189H178V191H177ZM182 190H184V191H182ZM232 191L236 192L235 190H231V191H228V193H226V195L231 193V195H229V197H231ZM176 192H179V193H176ZM175 194L177 195L176 197H175ZM226 195H225V197H226ZM261 195H264V193H261ZM259 204H262V203L260 202ZM256 207H257V205H256ZM256 207H254V210H253V208L251 206L248 208L249 210H246L243 213L239 212L237 215V217L239 219H241V221H239V222L242 223L246 220L250 221L255 216L256 217L258 216V218L255 220L260 221V219H262L261 216H263L264 214L261 213L260 206H258L259 208L258 207L256 208ZM238 211H235L234 213H236ZM154 222H151V223L153 224ZM151 223L149 225H146V226H148L150 228L152 225ZM148 227H147V231L149 230ZM121 228H119V229L116 228V231L112 232V234L109 236V238H93V236L89 235V233L87 234V229L82 227L78 230L80 233L77 231V236H78L77 238L78 239L83 238V239L88 240L90 242V244L92 245V247L99 250V253H101L103 255L108 253V252L111 254V252H112L113 255L111 254L110 258L112 259V261L115 264H126V263L127 264L128 263L129 264H156L155 263L156 261H157V264H163V263H166L168 261L167 260L166 262H164L167 259V257H170L167 255L169 254L172 247L170 249H169V247L173 246V245H176L179 247L181 246V244L177 245V244L181 243V241L178 242L179 241L178 238H176L174 236H169L170 237V239H169L168 236L162 234L164 232H160V233L156 232V234L153 233V235H151L152 234L151 232L140 233L139 231H137L138 233H140V234H137L136 233L137 229L135 226L124 225ZM129 229L131 232L129 231ZM132 229H133V231H132ZM124 231H125V233H124ZM256 231H259V229H257ZM119 232H120V234H119ZM132 232L134 234L135 233L136 234L134 235ZM160 234H162V235H160ZM144 235H147V236H144ZM154 235H155V237H154ZM158 235H160V236H158ZM163 236L166 239H164ZM248 236H251V235L250 234L241 235L240 238L241 237L244 238L243 239V241H244L245 238ZM157 237H159V238H157ZM156 238L158 239V241L160 240V242H158ZM161 238L164 240V242L167 244V246L163 242V240H161ZM253 238H254V236L251 237V239H253ZM125 239H126V241H129V242L125 243ZM172 239H175V240H172ZM120 240L123 243H121ZM131 240H133L134 243H133V241L131 242ZM143 240H144V242H143ZM151 240H152V242H151ZM130 242H131L132 247L130 245ZM157 242L159 245L156 244ZM160 243H162V245ZM163 243L165 244L164 246H163ZM129 245L131 248L129 247ZM155 245L157 247H154ZM160 245H161V247H160ZM126 246H128V247L126 248ZM243 246H244V242H242L240 247H243ZM120 247H122V248H120ZM137 247L138 248L140 247V248L138 249ZM158 247H160V248H158ZM245 247H247V246H245ZM161 248H163L162 249L163 251L165 249V251H164L165 253L161 250ZM121 249H122V251H121ZM143 249H145V250L143 251ZM152 249L154 250V254L152 253V251H153ZM166 249H168L169 252ZM131 251H132V253H131ZM137 251H140V254ZM149 251L153 255L151 253H149ZM118 252H120V256L122 255L121 257L118 255L119 254ZM123 252L125 253V255L123 254ZM127 252H129V253H127ZM160 252H162V253H160ZM142 254H143V256H142ZM161 254H162V257L164 259L161 257ZM144 255L146 256L145 258H144ZM155 255H157L158 257H161V260H159V258ZM131 256H132V258H131ZM140 256L143 258H141ZM147 256H148V258H147ZM138 257H139V259H138ZM133 258L136 260L134 261ZM152 258H154V259H152ZM125 259H127L128 261L126 262ZM140 260H142V261H140ZM150 261L152 263H150ZM142 262H144V263H142Z\"/></svg>","mask_w":264,"mask_h":264}]
</instances>
